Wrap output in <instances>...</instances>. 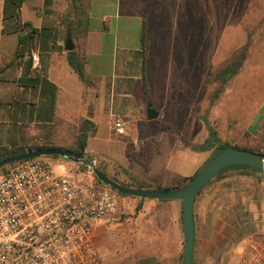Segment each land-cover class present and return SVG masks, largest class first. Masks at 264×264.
<instances>
[{
    "label": "crops",
    "instance_id": "0c3cea01",
    "mask_svg": "<svg viewBox=\"0 0 264 264\" xmlns=\"http://www.w3.org/2000/svg\"><path fill=\"white\" fill-rule=\"evenodd\" d=\"M172 1L177 2L176 11L172 13L176 18L185 7L183 2H203L204 40L209 35L210 44L212 28L216 26L212 14L213 0H84L87 29H74L72 34L64 24V19L74 20L70 0H50L46 6L48 12L45 11L44 0H26L20 9L21 22L29 26L28 30H38V34L32 39L30 53L16 58L18 34L2 33L4 0H0V147H31L30 140L37 137L41 140L38 145H73L81 124L88 120L92 132L87 138L86 155L105 158L104 148L99 147H107L122 138L123 156L136 169L128 172L124 168L120 171V167L119 170L108 168L109 177L116 176L120 183L176 188L193 177L196 169L182 174L179 166H174L175 155L179 152L175 146L180 143L169 144L168 155L163 156L156 139L144 138L139 144L130 127L133 120H140L133 114L131 98L143 95V78L146 92L148 89V19L153 16L156 3H161V9L163 3ZM252 1L255 3L256 0ZM257 1L260 4L257 8L253 6L252 19L258 39L243 64V67L249 66L247 74L255 70L261 73L254 88L257 102L239 132L234 131L236 123L222 131L234 136V146L264 155V0ZM190 11L193 23L189 32L194 35L192 41L195 47L196 7L193 6ZM214 11L217 14V9ZM222 11H219V18L224 20L221 35L226 33L229 24V15H224ZM143 18L146 19L147 29L142 60L139 38ZM235 26H239L238 22ZM178 31L181 39L186 40V31ZM40 33L42 41L44 39L42 49L38 40ZM67 36L73 44L72 51L64 48ZM68 52H74L80 58L84 80L70 67ZM33 53L37 54L39 61L37 73L40 76L36 80L32 79ZM162 83L164 90L171 88L168 87V76ZM228 93L229 84L222 96ZM178 94L182 95L181 92ZM185 103L188 112H192L189 100ZM154 111L157 112L156 121L163 118L162 109ZM174 114L179 117V108ZM116 121L123 124L125 138L114 135L112 128ZM101 127L105 131L99 135ZM204 128L186 124L173 133V138L182 140L184 130L193 135L200 131L204 133ZM194 144L196 142L190 141L185 144L187 153L193 152L190 146ZM159 156L164 159L154 166ZM54 162L56 166L53 167L58 172L68 174L63 168H58V162ZM193 222L192 264H236L247 241L260 239L258 236L264 232V179L259 180L244 171L220 176L196 196ZM93 243L104 264H182V202L178 199L119 197L117 212L95 223Z\"/></svg>",
    "mask_w": 264,
    "mask_h": 264
},
{
    "label": "rangeland",
    "instance_id": "374dc122",
    "mask_svg": "<svg viewBox=\"0 0 264 264\" xmlns=\"http://www.w3.org/2000/svg\"><path fill=\"white\" fill-rule=\"evenodd\" d=\"M252 2V0H213L212 14L214 15L213 21L216 26L212 28L213 33L211 34L210 44L209 35L206 36V41L204 40L203 2H183L185 7L180 10L179 18L172 16V13L176 11L177 2L163 3L161 9V3H156L157 7L152 12L153 16L148 19L149 44L146 54L148 89L144 95L140 94V96L136 95L131 98L133 114L140 118L139 121L133 120L134 123L130 124L131 133H133L139 144L144 138L156 139L160 144L163 156L168 155V148L175 141H177L175 143H180V145L175 146L179 152L175 155L173 163L174 166H179L178 168L182 174L190 173L193 168L197 170V173L209 158L207 154L210 151L205 154H198L199 152L192 150L193 146L201 145L209 138L205 121L217 132L221 142L236 147L232 144L234 136H229L227 133L223 134L222 130L236 123L234 131L239 132L246 117L249 116L256 105L257 98L254 96V88L261 73L259 70H255L254 73L249 72L247 74L249 66H242L243 69H240L238 76L236 75L227 83V85L229 84L228 94L222 96L227 87L226 85L218 99L211 101L212 96L220 87V84L212 81L211 78L238 50L249 42L248 56L254 41L258 39L257 29L253 27L255 23H253L252 12L253 6L257 8L260 3L257 0L255 3ZM193 6L196 7L195 47L192 41L194 35L189 32L193 23L190 11ZM214 9H217L218 15L215 14ZM220 9L223 10L224 15H229L227 31L222 35L220 31L224 28V20L219 18ZM235 22H238V27L235 26ZM180 29L186 31V40L181 39L182 35L178 31ZM215 30L217 31L216 33H214ZM166 76L169 77L170 85L168 87L171 88L164 90L162 81ZM178 92H181L182 95H179ZM175 94L179 96H175ZM186 100L193 104L195 112H188ZM156 108L162 109L164 116L158 121L150 120L148 116L152 112L157 113L154 111ZM177 108H179L180 114L178 118L174 114ZM158 124L170 125L173 128L163 133L159 129ZM186 124L194 125L197 128L200 126L205 127V132L200 131V133H194L193 135V133L184 130L183 139L175 140L173 133L177 129L179 131L180 127ZM104 131L101 127L99 135H102ZM121 139H116L114 144H109L107 147H99L101 149L104 148V153H106L104 154L105 158L100 157L104 169L99 171L102 170L101 172H106L107 174V169L111 167H115L118 170L120 167V171L123 168L128 172L135 171L136 166L130 164L128 159L123 156ZM188 141L196 142V144L190 146L192 153H187L184 147ZM40 142L41 140L37 137L30 140V145L36 146ZM72 146L64 145L59 146V148L69 149ZM108 150L110 153L107 152ZM163 156L158 157L159 159L155 161L154 166L157 163L161 164L164 159L162 158ZM43 158L52 166H56L54 161L58 162L60 164L58 168L61 167L66 170L76 181L87 183L86 180L82 179L80 175L82 169L77 163L59 157ZM199 164L201 166L198 167ZM12 167L13 165H7L4 171H0V176L4 175ZM109 178L122 184L116 176ZM260 224H263L262 219ZM260 228L263 229V227ZM261 233L263 234L259 235L258 238L263 239L264 232Z\"/></svg>",
    "mask_w": 264,
    "mask_h": 264
},
{
    "label": "built area",
    "instance_id": "2783aa9c",
    "mask_svg": "<svg viewBox=\"0 0 264 264\" xmlns=\"http://www.w3.org/2000/svg\"><path fill=\"white\" fill-rule=\"evenodd\" d=\"M31 61L36 73V53ZM112 130L126 135L119 121ZM43 159L17 162L0 176V264H104L94 227L117 212L119 196L96 179L102 161L84 154L77 163L85 184ZM236 264H264V240L247 241Z\"/></svg>",
    "mask_w": 264,
    "mask_h": 264
},
{
    "label": "trees",
    "instance_id": "16d2710c",
    "mask_svg": "<svg viewBox=\"0 0 264 264\" xmlns=\"http://www.w3.org/2000/svg\"><path fill=\"white\" fill-rule=\"evenodd\" d=\"M26 0H4V7H3V18H2V33L5 35L8 34H18V44H17V49H16V58H19L26 52L30 53V46L32 43V39L34 38L35 34H38V30L36 29H30L28 30V25L24 24L21 22L20 19V9L22 4ZM50 4V0H44V6H45V11L48 12L46 9V6ZM70 7H71V12L74 15V20H68L64 19V24L67 26V30L69 33L73 32L74 29H81L86 27V7L84 0H70ZM75 26V28H74ZM146 29H147V22L146 19L143 18L141 21V28H140V46H139V53L142 57V60L144 58V51H145V45H146ZM44 30V29H42ZM22 32V34H20ZM41 32V31H40ZM40 38V48H44V45L42 43L44 42V39L42 41V34L40 33L38 35ZM49 38V36H47ZM250 47L249 42L246 43L240 50H238L233 57L225 63L216 73L215 75L211 78L212 81L218 82L220 84V87L214 95L212 96V102L217 100L219 95L224 91L225 86L229 81H231L240 71L242 68L248 48ZM67 60L70 65V67L73 69V71L78 75V77L81 80H84V74H83V64L81 63L80 58L74 53V52H68L67 53ZM34 78L32 79H37L40 76V73H33ZM146 93V83L143 78V95ZM191 105V110L192 112H195V108L192 104ZM205 125L207 126L209 138L205 140V142L201 145L193 146L192 150L196 152H207L210 151L211 154L222 149L225 147H230L229 144L223 143L219 140L217 132L212 129L209 125L208 122L205 121ZM90 122L88 120H85L78 132V136L76 138L75 143L73 146L67 150H71L80 154H85V149L87 147V138L89 135V132H92L91 127L89 126ZM158 127L160 130H166L172 128L169 125L165 124H158ZM37 148H59L58 146L52 145V144H42V145H36V146H31V147H18V148H7V147H0V161L7 159V158H12V157H17L20 156L27 151H31ZM238 148V147H237ZM63 149V148H62ZM245 150V149H244ZM248 151V150H246ZM251 152V151H250ZM259 154V153H258ZM262 155V154H260ZM264 156V155H262ZM54 158H57L56 156H53ZM11 164V165H15ZM4 167L0 168V171H4ZM100 170V169H99ZM102 171V170H101ZM245 172V171H244ZM250 175L256 177L257 179L261 180L262 177L258 174H255L253 172H248ZM6 174V172H5ZM97 179V178H96ZM98 180V179H97ZM116 182V180H112ZM117 183V182H116ZM187 182H183V184L179 187H182L186 184ZM119 184V183H118ZM124 185V184H120ZM128 187H133V188H151L145 185H140L137 183H131L129 185H125ZM112 190V189H111ZM114 191V190H112ZM119 197H128L119 194L118 192L114 191Z\"/></svg>",
    "mask_w": 264,
    "mask_h": 264
},
{
    "label": "water",
    "instance_id": "95a60500",
    "mask_svg": "<svg viewBox=\"0 0 264 264\" xmlns=\"http://www.w3.org/2000/svg\"><path fill=\"white\" fill-rule=\"evenodd\" d=\"M27 27L29 28V26ZM64 48L66 51L73 50V44L69 36H67ZM148 118L155 120L157 113H150ZM83 155L62 148H37L20 156L0 161V168L25 160L53 156L78 163L83 158ZM235 171L253 172L264 178V156L233 146L222 148L212 153L201 169L188 179L184 186L176 188H133L112 181L105 173L100 171H96L95 176L101 184L124 196L150 200H181L184 227L182 264H192L194 247L193 207L196 196L203 187L212 181L226 173Z\"/></svg>",
    "mask_w": 264,
    "mask_h": 264
}]
</instances>
